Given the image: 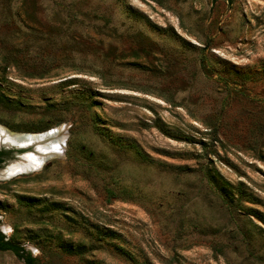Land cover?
I'll return each instance as SVG.
<instances>
[{"label":"rangeland","instance_id":"374dc122","mask_svg":"<svg viewBox=\"0 0 264 264\" xmlns=\"http://www.w3.org/2000/svg\"><path fill=\"white\" fill-rule=\"evenodd\" d=\"M0 93L1 127L67 134L0 178L33 256L264 264V0H0Z\"/></svg>","mask_w":264,"mask_h":264},{"label":"bare ground","instance_id":"6f19581e","mask_svg":"<svg viewBox=\"0 0 264 264\" xmlns=\"http://www.w3.org/2000/svg\"><path fill=\"white\" fill-rule=\"evenodd\" d=\"M66 136L67 134L63 125L53 129L46 136L43 134L29 136L13 134L0 126V145H32L36 149L35 153H25L20 157V160L11 162L9 166L1 170L0 174L8 177L40 169L46 159L58 155L63 151Z\"/></svg>","mask_w":264,"mask_h":264},{"label":"trees","instance_id":"16d2710c","mask_svg":"<svg viewBox=\"0 0 264 264\" xmlns=\"http://www.w3.org/2000/svg\"><path fill=\"white\" fill-rule=\"evenodd\" d=\"M3 95L0 93V102H3ZM60 124L59 121L56 125ZM46 128H42L39 130H43ZM42 132V131H41ZM8 155L7 151H0V164L3 162L4 158ZM105 194L107 199L111 198H119L120 194L113 187H106ZM0 251H10L17 258L22 259L25 264H46L39 257L33 256L30 252H28L23 245L8 239L5 234L0 230ZM72 250H69L71 252Z\"/></svg>","mask_w":264,"mask_h":264},{"label":"water","instance_id":"95a60500","mask_svg":"<svg viewBox=\"0 0 264 264\" xmlns=\"http://www.w3.org/2000/svg\"><path fill=\"white\" fill-rule=\"evenodd\" d=\"M7 130V129H5ZM53 129L51 130H47L45 132H42V133H35L36 135H40V134H43L44 136L46 135H49L50 131H52ZM7 132H10L7 130ZM10 133H13V134H19V133H14V132H10ZM21 135H26V136H29V135H35V134H30V133H20ZM27 149H32L34 152H36V149L34 148V146L32 145H29V146H16V145H9V146H5V145H0V151L3 150V151H7V152H11L12 153V156L14 157L13 159H7L8 157L6 156L3 160V162L0 164V172L2 169H4L5 167L9 166V164L13 161H15V159H20V157L22 155H24L25 153V150ZM30 172V171H29ZM28 173V172H26ZM15 175H11V176H8V177H4L0 174V178L4 179V178H10V177H13ZM2 231V230H1Z\"/></svg>","mask_w":264,"mask_h":264}]
</instances>
